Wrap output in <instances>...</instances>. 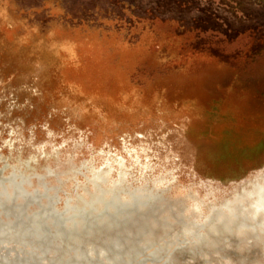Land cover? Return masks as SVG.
<instances>
[{"label": "rangeland", "instance_id": "1", "mask_svg": "<svg viewBox=\"0 0 264 264\" xmlns=\"http://www.w3.org/2000/svg\"><path fill=\"white\" fill-rule=\"evenodd\" d=\"M31 157L62 198L116 158L228 194L264 168V0H0V168Z\"/></svg>", "mask_w": 264, "mask_h": 264}, {"label": "bare ground", "instance_id": "2", "mask_svg": "<svg viewBox=\"0 0 264 264\" xmlns=\"http://www.w3.org/2000/svg\"><path fill=\"white\" fill-rule=\"evenodd\" d=\"M32 161L0 168V264H264V168L202 198L162 175L130 183L116 158L115 178L106 161L62 198Z\"/></svg>", "mask_w": 264, "mask_h": 264}, {"label": "trees", "instance_id": "3", "mask_svg": "<svg viewBox=\"0 0 264 264\" xmlns=\"http://www.w3.org/2000/svg\"><path fill=\"white\" fill-rule=\"evenodd\" d=\"M113 5V4H112Z\"/></svg>", "mask_w": 264, "mask_h": 264}]
</instances>
